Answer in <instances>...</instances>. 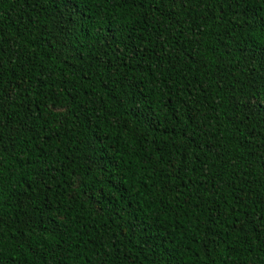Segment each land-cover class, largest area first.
I'll list each match as a JSON object with an SVG mask.
<instances>
[{
	"label": "trees",
	"instance_id": "1",
	"mask_svg": "<svg viewBox=\"0 0 264 264\" xmlns=\"http://www.w3.org/2000/svg\"><path fill=\"white\" fill-rule=\"evenodd\" d=\"M0 264H264V0H0Z\"/></svg>",
	"mask_w": 264,
	"mask_h": 264
}]
</instances>
